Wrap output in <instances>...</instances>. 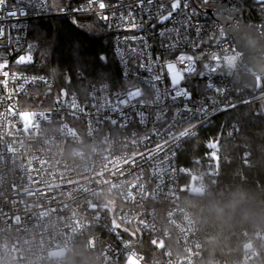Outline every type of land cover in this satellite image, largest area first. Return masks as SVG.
Returning <instances> with one entry per match:
<instances>
[{
	"label": "built area",
	"instance_id": "2783aa9c",
	"mask_svg": "<svg viewBox=\"0 0 264 264\" xmlns=\"http://www.w3.org/2000/svg\"><path fill=\"white\" fill-rule=\"evenodd\" d=\"M174 2L54 7L49 0H0V264H66L80 242L97 264L202 261L183 179L192 189L207 184L181 168L179 156L217 117L253 96L236 97L223 78L199 80L193 92L185 83L197 74L198 56L214 51L221 28L214 15L222 5H246L264 20V0H179L172 9ZM53 17L107 27L119 78L83 85L79 73L77 90H70L25 71L32 22ZM226 49H234L232 39L217 48ZM170 66L185 77L181 85ZM228 133L243 138L234 126ZM243 158L248 165L250 154ZM257 254L249 247L243 260Z\"/></svg>",
	"mask_w": 264,
	"mask_h": 264
},
{
	"label": "trees",
	"instance_id": "16d2710c",
	"mask_svg": "<svg viewBox=\"0 0 264 264\" xmlns=\"http://www.w3.org/2000/svg\"><path fill=\"white\" fill-rule=\"evenodd\" d=\"M49 1L54 7L66 5ZM245 6L241 12L246 20L261 19ZM29 45L31 62L24 70L48 75L57 86L77 90L79 73L85 75L83 85L107 83L120 76L112 36L94 19L53 17L34 21ZM207 57L198 56L196 76L186 79L185 85L192 92L199 82V65ZM261 80V90L252 97L251 104L217 117L179 156V166L203 176L207 184L197 194L192 191L190 179H183L187 187L182 201L191 211L203 243L199 264H264V121L254 115L257 104L264 110V78ZM232 126L243 131V138L229 135ZM245 151L250 154L248 165L243 158ZM249 247L257 249L258 254L244 261L243 254ZM66 264L97 263L80 242L69 253Z\"/></svg>",
	"mask_w": 264,
	"mask_h": 264
},
{
	"label": "water",
	"instance_id": "95a60500",
	"mask_svg": "<svg viewBox=\"0 0 264 264\" xmlns=\"http://www.w3.org/2000/svg\"><path fill=\"white\" fill-rule=\"evenodd\" d=\"M214 20L221 28L211 43L214 51L199 65L198 80L227 79L236 97L254 96L258 78H264V20H246L243 12L234 8L231 2L222 5ZM230 39L234 49L217 50ZM230 59L231 64L228 63ZM254 115L264 121L261 104L255 106Z\"/></svg>",
	"mask_w": 264,
	"mask_h": 264
},
{
	"label": "rangeland",
	"instance_id": "374dc122",
	"mask_svg": "<svg viewBox=\"0 0 264 264\" xmlns=\"http://www.w3.org/2000/svg\"><path fill=\"white\" fill-rule=\"evenodd\" d=\"M57 1H58V4L61 5V4H68V2L70 0H57ZM80 1H82V0H77V2H80ZM169 72H170L171 78L175 84L181 85L183 82H185V77L183 75H181L175 67H173V66L169 67ZM24 120H25V122H28L29 118L25 117ZM243 136H244V133H243ZM192 191L194 193L199 194L202 192V189L199 187H195L192 189Z\"/></svg>",
	"mask_w": 264,
	"mask_h": 264
},
{
	"label": "snow or ice",
	"instance_id": "6c2138e0",
	"mask_svg": "<svg viewBox=\"0 0 264 264\" xmlns=\"http://www.w3.org/2000/svg\"><path fill=\"white\" fill-rule=\"evenodd\" d=\"M100 6L103 7L104 5L101 4ZM171 7H172V9H176L177 7H179V0H176V2H174V3L171 5ZM12 15H15V13H12ZM165 19H167V17H165ZM21 60H23V58H21ZM232 62H233V61H232L231 59L228 61L229 64H231ZM170 67H172V66H170ZM23 115H24V114H23Z\"/></svg>",
	"mask_w": 264,
	"mask_h": 264
}]
</instances>
